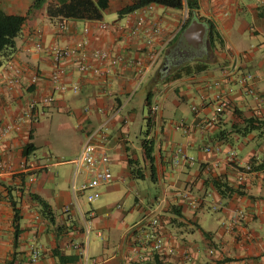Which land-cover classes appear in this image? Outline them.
<instances>
[{
    "label": "crops",
    "instance_id": "1",
    "mask_svg": "<svg viewBox=\"0 0 264 264\" xmlns=\"http://www.w3.org/2000/svg\"><path fill=\"white\" fill-rule=\"evenodd\" d=\"M69 1L0 0L6 13L25 16L14 53L0 65V130L10 126L0 139V264H81L83 250L101 257L100 264H264V0H190L197 3L195 19L211 21L220 42L205 71L179 78L172 77L166 53L174 37L183 39L186 7L150 5L118 16L131 0H110L101 20L52 11ZM62 19L65 29L57 26ZM154 26L159 30L147 44L145 29ZM38 41L42 49H35ZM78 45L124 60L104 73L80 75L75 61L65 59L63 80L78 89L54 91L51 50ZM150 51L159 54L145 75L147 106V98L135 104L129 96L137 85L136 61L147 63ZM35 73L40 77L32 84ZM247 73L252 80L245 86L238 79ZM221 78L218 90L230 106L215 114L212 82ZM46 95L54 100L41 102ZM32 99L36 107L26 115ZM137 109L145 127L136 125ZM104 122L113 180L99 187L94 202L79 194L76 203L71 160L87 131ZM28 143L33 148L24 152ZM178 149L189 160L175 163ZM84 178L79 174L76 183ZM31 194L50 205L53 220ZM83 214L90 222L87 238ZM157 238L162 253L152 249ZM34 250L40 257L31 262Z\"/></svg>",
    "mask_w": 264,
    "mask_h": 264
},
{
    "label": "built area",
    "instance_id": "2",
    "mask_svg": "<svg viewBox=\"0 0 264 264\" xmlns=\"http://www.w3.org/2000/svg\"><path fill=\"white\" fill-rule=\"evenodd\" d=\"M58 28L65 29L66 21L61 20L57 23ZM98 26L100 28L106 29L107 24L105 22H99ZM159 28V27H158ZM158 28H154L152 30L145 29L146 32V43L150 44L152 39L154 38L156 32H158ZM84 32L88 31V28H84ZM35 49H42L40 42H36ZM159 52L150 51L147 53V63H142L140 60L136 61L138 67V77L137 84L141 83V80L148 72L151 65L155 62ZM51 58L53 62V66L48 75V80L51 84V87L54 91H65L71 90L76 92L78 89L77 84L68 85L64 82V76L68 73V70L64 64L63 60L65 59H73L75 61L73 71L80 75L91 74L98 75L107 71L108 68L114 67L119 63L123 62L124 56L120 54H113L109 50L104 48H96L86 53L82 51L80 46H63V47H55L51 50ZM106 65V66H105ZM105 67V68H104ZM8 69H11L13 74L19 75L21 70L18 67H14L12 65L8 66ZM222 78L229 77V70L225 67L221 69ZM40 76L36 73L33 74L30 78V83L35 84ZM216 79L212 82V86L216 89L214 99V113L219 114L226 108L230 106L229 98L223 93V91H219L218 89L221 87L223 83V79ZM16 80V79H15ZM15 80H10L9 83L14 82ZM252 80V75L242 74L238 79V82L243 85H248ZM249 91V89H248ZM54 100L53 95L43 96L40 101L43 103H50ZM36 107V101L34 99L30 100L26 105L25 114L31 115ZM158 106L154 105L152 107V111L155 112ZM192 110H196L197 107L195 105L191 106ZM119 112V109L114 110L111 114L112 116H116ZM10 126L6 124L0 130V139H2L5 134L9 131ZM105 122L100 123L99 125L91 128L85 134V137L81 143L80 149L77 155L71 160L74 165L73 175H72V184L71 189L74 195V200L77 203V197L79 194L84 195L87 203H92L99 198L100 190L99 187L101 185H105L110 183L113 180V174L111 172L109 166V157L108 153L105 149V142L107 141ZM205 151L210 152L213 151L211 147H205ZM217 150V148H214ZM179 158L184 160H189V158L184 155L181 149H178L175 153V163H177ZM228 160H234L233 153L228 155ZM84 173L85 178L83 181L76 183V178L79 174ZM1 201V198H0ZM75 203V204H76ZM91 214H93L91 212ZM84 216V214H83ZM85 226L84 233L86 238L88 237L90 226L89 220L85 218ZM152 223L157 224L158 218L155 216L152 218ZM100 234V233H98ZM84 249V248H83ZM152 249L155 253H162L164 250L163 244L159 238L155 239L152 244ZM40 253L37 250L32 251L31 253V262H35L39 259ZM102 261L101 257H89L86 250H83L81 253V264H100Z\"/></svg>",
    "mask_w": 264,
    "mask_h": 264
},
{
    "label": "trees",
    "instance_id": "3",
    "mask_svg": "<svg viewBox=\"0 0 264 264\" xmlns=\"http://www.w3.org/2000/svg\"><path fill=\"white\" fill-rule=\"evenodd\" d=\"M150 5H160L165 8L181 9L186 7L188 9L187 17L182 25V32L192 19L196 18L195 9L197 3L190 0H131L130 3L122 6L118 11V16H123L137 10L144 9ZM110 0H70L69 2H62L52 11L60 16L74 19H94L101 20L103 11L109 9ZM25 16L18 14L6 13L0 7V65L3 62L8 61L15 51V38L19 36ZM64 20V19H62ZM197 20L203 21L206 26V34L204 44L200 50H195L186 47L183 43L185 41L181 39V35H177L170 42V48L167 50L166 56H168L169 63L173 69V78H179L191 74H198L205 71L208 68L209 59L214 48L219 44L220 39L218 33L214 28V24L208 20H202L197 17ZM102 22V21H100ZM107 24V23H106ZM154 26L147 29L158 28ZM159 29V28H158ZM183 42H182V41ZM147 99V106H149V98ZM152 107L149 108V114L152 116ZM252 120V119H250ZM248 120V121H250ZM33 148L32 143H28L24 147V152ZM145 154L149 160L152 159L151 147L144 143ZM214 185L219 186L217 183ZM228 188V191H234L232 188ZM31 197L36 200L41 207L42 213H44L50 220H53V213L50 205L36 194H31ZM18 218L14 215L15 230H18ZM6 264H13L12 260H8Z\"/></svg>",
    "mask_w": 264,
    "mask_h": 264
},
{
    "label": "water",
    "instance_id": "4",
    "mask_svg": "<svg viewBox=\"0 0 264 264\" xmlns=\"http://www.w3.org/2000/svg\"><path fill=\"white\" fill-rule=\"evenodd\" d=\"M206 26L203 22L192 19L182 32L185 43L192 48H199L204 44Z\"/></svg>",
    "mask_w": 264,
    "mask_h": 264
},
{
    "label": "rangeland",
    "instance_id": "5",
    "mask_svg": "<svg viewBox=\"0 0 264 264\" xmlns=\"http://www.w3.org/2000/svg\"><path fill=\"white\" fill-rule=\"evenodd\" d=\"M182 41V40H181ZM147 76V75H146ZM144 77L142 82L137 84L136 87L133 89V91L131 92L130 96H129V99L133 98L131 100L132 103H137L138 99L142 98L141 101L144 102L145 98H146V91H145V87H146V83H147V77ZM154 98V95H152V99ZM141 107H142V103L140 104ZM144 106V105H143ZM138 110V109H137ZM147 115V110H146V106H145V110H144V117ZM137 121H136V125L139 126V125H143L144 127L146 126L145 125V118L142 117V114L140 113V111L138 110V114H137ZM141 182V181H139ZM90 237H92V232L90 233Z\"/></svg>",
    "mask_w": 264,
    "mask_h": 264
},
{
    "label": "flooded vegetation",
    "instance_id": "6",
    "mask_svg": "<svg viewBox=\"0 0 264 264\" xmlns=\"http://www.w3.org/2000/svg\"><path fill=\"white\" fill-rule=\"evenodd\" d=\"M183 42V41H182ZM186 47H188V48H191V49H195V48H192V47H190V46H188L186 43H183ZM201 49V47H199V48H196L195 50H200Z\"/></svg>",
    "mask_w": 264,
    "mask_h": 264
}]
</instances>
